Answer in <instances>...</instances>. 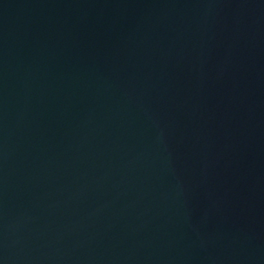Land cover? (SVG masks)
I'll use <instances>...</instances> for the list:
<instances>
[{"label":"water","instance_id":"95a60500","mask_svg":"<svg viewBox=\"0 0 264 264\" xmlns=\"http://www.w3.org/2000/svg\"><path fill=\"white\" fill-rule=\"evenodd\" d=\"M0 264H264V0H0Z\"/></svg>","mask_w":264,"mask_h":264}]
</instances>
